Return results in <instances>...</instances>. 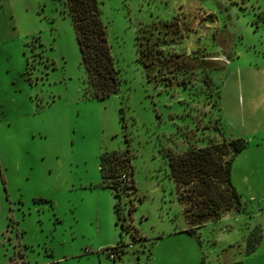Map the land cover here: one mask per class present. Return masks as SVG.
I'll list each match as a JSON object with an SVG mask.
<instances>
[{
    "label": "rangeland",
    "instance_id": "1",
    "mask_svg": "<svg viewBox=\"0 0 264 264\" xmlns=\"http://www.w3.org/2000/svg\"><path fill=\"white\" fill-rule=\"evenodd\" d=\"M98 3L120 77L105 98L66 0H0V264H264V0ZM151 24L178 55L149 81L136 38ZM235 137L248 143L231 169L244 204L180 232L168 156ZM112 150L129 156L135 183L119 219L99 168Z\"/></svg>",
    "mask_w": 264,
    "mask_h": 264
},
{
    "label": "trees",
    "instance_id": "2",
    "mask_svg": "<svg viewBox=\"0 0 264 264\" xmlns=\"http://www.w3.org/2000/svg\"><path fill=\"white\" fill-rule=\"evenodd\" d=\"M67 14L74 27L82 65L93 88L94 97L105 98L119 90L120 77L114 65L107 30L101 18L98 0H66ZM170 24L165 22L164 25ZM155 24L137 35L139 60L149 81L156 75V63H167L172 53L160 46L158 35L153 38ZM166 33V32H165ZM158 34V33H157ZM168 69V68H167ZM170 71V70H168ZM247 146L242 137L228 142L191 147L183 153L170 154V175L176 184L178 199L183 204L189 226L180 232L195 234L196 228L208 220H217L232 205L244 204L231 181L232 162L237 153ZM99 168L104 185L115 194V211L121 217L123 194L135 188L129 156L116 150L100 155ZM130 212V211H129ZM262 238V229L255 226L248 237L247 252L256 249ZM110 254H113L109 250ZM201 264H205L202 260ZM227 264H240L239 261Z\"/></svg>",
    "mask_w": 264,
    "mask_h": 264
},
{
    "label": "snow or ice",
    "instance_id": "3",
    "mask_svg": "<svg viewBox=\"0 0 264 264\" xmlns=\"http://www.w3.org/2000/svg\"><path fill=\"white\" fill-rule=\"evenodd\" d=\"M74 129H73V133H74ZM70 150H71V145H69V152H70ZM55 155V157L57 158V159H59V153H55L54 154ZM43 159H44V157H43V155H41V160L43 161ZM6 170V169H5ZM47 171V175H49V176H51L52 175V170L49 168V169H47L46 170ZM56 191H60V187L57 185L56 186ZM89 208H88V206L87 205H85V207L84 208H82L81 209V211H82V214H84V215H87V213L89 212Z\"/></svg>",
    "mask_w": 264,
    "mask_h": 264
},
{
    "label": "crops",
    "instance_id": "4",
    "mask_svg": "<svg viewBox=\"0 0 264 264\" xmlns=\"http://www.w3.org/2000/svg\"><path fill=\"white\" fill-rule=\"evenodd\" d=\"M247 144H248V143H247ZM246 147H247V146H246ZM246 147H245V148H246ZM245 148H244V149H245ZM244 149H243V150H244ZM240 152H241V151H240ZM237 154H238V153H237ZM237 154H236V155H237ZM233 160H234V159H233ZM184 229H185V228H182L181 230H184Z\"/></svg>",
    "mask_w": 264,
    "mask_h": 264
}]
</instances>
